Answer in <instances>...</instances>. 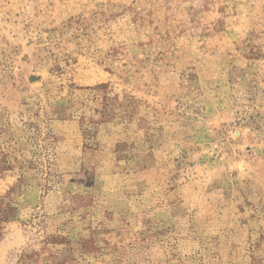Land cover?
<instances>
[{"label": "rangeland", "instance_id": "374dc122", "mask_svg": "<svg viewBox=\"0 0 264 264\" xmlns=\"http://www.w3.org/2000/svg\"><path fill=\"white\" fill-rule=\"evenodd\" d=\"M0 264H264V0H0Z\"/></svg>", "mask_w": 264, "mask_h": 264}]
</instances>
